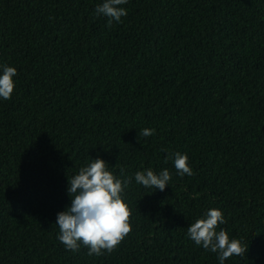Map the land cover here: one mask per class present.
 <instances>
[{
    "label": "trees",
    "instance_id": "1",
    "mask_svg": "<svg viewBox=\"0 0 264 264\" xmlns=\"http://www.w3.org/2000/svg\"><path fill=\"white\" fill-rule=\"evenodd\" d=\"M103 2L0 0V65L17 69L0 98V264H220L187 236L211 208L248 246L224 264H264V0H128L111 27ZM97 157L132 177V229L99 257L55 224ZM148 168L170 171L164 191L136 183Z\"/></svg>",
    "mask_w": 264,
    "mask_h": 264
},
{
    "label": "clouds",
    "instance_id": "2",
    "mask_svg": "<svg viewBox=\"0 0 264 264\" xmlns=\"http://www.w3.org/2000/svg\"><path fill=\"white\" fill-rule=\"evenodd\" d=\"M128 0H104L97 4L95 13L108 18V26L120 22L127 15V9L121 7ZM0 98H11L15 88L14 77L17 69L7 64L0 65ZM155 129L144 128L138 135L148 137ZM173 159L177 173L183 177L194 174L186 153L176 152ZM167 162V160H166ZM123 172V169H121ZM137 184L145 188L164 191L172 179L170 171L165 168L156 173L152 168L135 173ZM68 194L71 204L57 214L58 239L67 250L77 252L82 246L88 249L89 256H101L105 252L112 253L130 233L132 226L131 209L122 193L131 183L132 177L118 178L109 169V163L101 157L82 166L78 173L68 177ZM226 223L222 210L209 209L204 216L198 218L187 229V236L197 245L218 255L220 264L230 257L243 256L248 246L241 240L230 238L226 229L217 228Z\"/></svg>",
    "mask_w": 264,
    "mask_h": 264
}]
</instances>
